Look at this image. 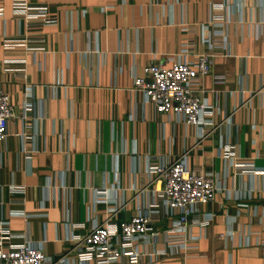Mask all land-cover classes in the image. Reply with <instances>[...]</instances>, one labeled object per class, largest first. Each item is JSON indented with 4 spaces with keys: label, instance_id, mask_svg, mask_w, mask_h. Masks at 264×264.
<instances>
[{
    "label": "crops",
    "instance_id": "obj_1",
    "mask_svg": "<svg viewBox=\"0 0 264 264\" xmlns=\"http://www.w3.org/2000/svg\"><path fill=\"white\" fill-rule=\"evenodd\" d=\"M35 1L54 23L24 27L0 0V87L12 106L0 140V244L39 243L76 264L69 236L130 217L150 200L147 166L185 151L189 169L215 173L213 200L197 206L208 223L170 232L175 215L158 214L155 238L136 241L138 261L113 264H264V0ZM201 52L210 70L194 89L211 122L199 135L143 102L132 78ZM171 241L186 246L168 251Z\"/></svg>",
    "mask_w": 264,
    "mask_h": 264
},
{
    "label": "built area",
    "instance_id": "obj_2",
    "mask_svg": "<svg viewBox=\"0 0 264 264\" xmlns=\"http://www.w3.org/2000/svg\"><path fill=\"white\" fill-rule=\"evenodd\" d=\"M11 13L18 17L24 27H39L55 22L49 14L46 4L35 0H10ZM1 14V9H0ZM214 16V15H213ZM212 16V19L214 18ZM4 47L13 42L3 38ZM41 37H39V41ZM201 40L210 43L207 36L201 34ZM25 48H42L24 42ZM211 53H198L193 60L177 59L170 65L150 62L142 66L141 74L132 78V89L139 91L143 102H150L156 111L172 113L185 124L193 125L199 135L206 133L204 125L211 122L206 119L208 104L194 89L198 76L210 70ZM27 108L26 103L22 109ZM12 114L8 93L0 87V140L6 136L7 119ZM226 118V117H225ZM226 157H232L230 145L219 143ZM237 168L249 167L248 163H235ZM152 185L150 200L137 208V211L125 220L116 222L110 215L99 223L92 224L83 234H72L70 249L76 258V264H113L118 260L137 262L140 252L136 241L147 235L155 238L151 229V220L158 214L175 215L168 227L170 232H181L189 224L205 225L210 219L209 212H199L198 205L211 202L218 188L215 173L211 170L193 171L185 161V151L165 163L147 166ZM250 172L251 168L248 169ZM263 173V171H258ZM6 228V221H0V230ZM1 243V236H0ZM184 241H171L168 251L185 247ZM68 251L48 257L40 244L21 241L3 247L0 244V264H65Z\"/></svg>",
    "mask_w": 264,
    "mask_h": 264
}]
</instances>
